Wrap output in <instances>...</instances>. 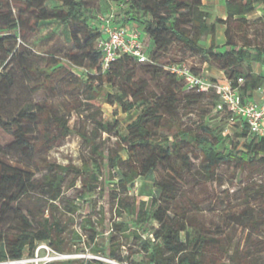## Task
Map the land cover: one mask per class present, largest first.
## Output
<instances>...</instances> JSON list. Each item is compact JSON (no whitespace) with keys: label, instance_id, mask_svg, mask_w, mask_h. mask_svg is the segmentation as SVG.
Wrapping results in <instances>:
<instances>
[{"label":"trees","instance_id":"obj_1","mask_svg":"<svg viewBox=\"0 0 264 264\" xmlns=\"http://www.w3.org/2000/svg\"><path fill=\"white\" fill-rule=\"evenodd\" d=\"M109 1L122 12L120 18L112 19L114 24L136 22L152 41L153 50H148L150 61L140 63L125 54L103 72L102 52L98 48L102 22L90 11L86 0H0V128L12 137L6 146L0 144V262L33 254L39 243L46 242L57 252L72 254L81 249L80 245H89L93 253L121 264H224L227 257L230 264H251L247 255L241 256L238 251L231 254L225 236L189 223L188 216L198 209V204L184 187L217 181V168L225 162H236L242 168H264V137L254 136L245 122H238L235 127L241 129L238 135L245 140L243 149H238L233 141L220 149L214 128L205 124L198 129L185 125L181 109L199 105L205 97L213 99L215 109L218 97L195 90L183 92L184 81L166 70L160 60L176 42L188 50L203 52L206 61L216 64L242 97L250 99L264 85V74L242 71L240 67L245 62L264 66V32H256L251 38L246 28L251 24L248 16L256 12L258 5L264 6V0H226L227 18L214 22H210L212 14L202 0ZM262 18L264 8L256 21ZM45 21H56L70 30L75 50L66 53V58L88 71L86 75H73L75 88L86 91L89 99L102 95L105 102L119 105L125 113L140 109L127 126L126 134L119 135L126 158L116 152L110 154L107 164L109 178L115 181V213L130 219L112 224L121 236L112 235L109 246L97 242L101 232L91 219L84 227L85 241L80 231L69 233L60 210L62 206L64 213L72 217L78 210L77 204H61L68 174L74 172L77 177L89 176L99 181L105 164L98 160L104 155L97 152V145L82 133L98 153L84 170L39 159L72 133L70 112L48 100L15 111L6 110L4 99L11 98L16 84L14 70H9L12 60L21 56L22 68L31 71L24 62V50H17L22 47L18 38L27 41V34L37 32ZM218 23L226 26L224 50L216 44ZM208 36L211 44L203 50L201 42ZM140 65L152 75L159 90L149 88L138 72ZM63 71H67L66 67L55 59L45 72L46 83H52ZM241 78L243 83L239 82ZM105 86L111 89L106 91ZM222 113L231 116L227 111ZM118 127L117 121L105 123L96 119L94 130L118 134ZM164 130L169 134H163ZM196 159H200L198 165ZM35 167L42 176H38ZM158 170L162 171L160 180L155 177ZM140 178L154 182L150 207L146 201L130 197V188ZM83 187L84 197L98 188L86 180ZM142 234L150 237L144 238ZM131 237L138 241L139 249L130 247L128 254H123L121 239ZM50 264L111 263L76 258Z\"/></svg>","mask_w":264,"mask_h":264},{"label":"rangeland","instance_id":"obj_2","mask_svg":"<svg viewBox=\"0 0 264 264\" xmlns=\"http://www.w3.org/2000/svg\"><path fill=\"white\" fill-rule=\"evenodd\" d=\"M86 4L98 19L106 17L112 21L114 18L121 17L120 8L109 0H86ZM205 8L207 10L206 6ZM263 8V5H258L256 12L248 16L251 24H248L246 28L249 30L251 38L255 36L256 32H264V18L256 21L263 15ZM210 12L212 14L210 22L216 21L219 18L217 14L220 13V10L217 8L216 15L215 11ZM128 20L130 19L128 18ZM222 25L218 23L217 27L222 29ZM99 26L102 28L101 24ZM27 39L23 42L22 37L18 38V44H21L22 47L17 50L18 52L24 50V62L31 68V71L22 68L23 58L21 56L12 60L9 70L11 68L14 70L16 84L12 89L11 98L4 99L7 105L6 110L15 111L32 103L48 100L55 106L70 112L69 123L72 133L60 146H56L39 159L45 158L52 163L71 166L72 170L74 168L84 170L85 165L91 163L98 153H95L93 146L83 139L82 133H86L97 145V152L101 151L104 155V158L98 157V160L105 164L99 181L95 182L89 176L86 179L83 176L77 177L74 172L68 174L65 200L61 204H77L78 210L73 215L74 217L64 213L65 209L62 206L60 210L63 224L69 233L78 230L84 234L83 240L85 241L87 236L84 227L88 225L87 220L91 219L101 232V235L96 239L97 242L109 246L112 235L121 236L116 229H112V224L114 222H130V219L127 216L118 217L115 213V181L109 178L107 164L110 154L116 152H121L126 158L121 147L123 141L119 135L126 134L127 126L136 119L140 109L136 107L125 113L119 105L105 102L102 95L89 99L86 91L82 92L74 87L73 75H86L88 71L85 68L76 67L66 58V53L75 50V45L72 42L70 30L64 25L56 21L42 22L37 32L27 34ZM142 40L147 49L152 51L153 43L149 37L144 36ZM208 41H211V36L204 37L202 40L201 48L203 50L209 48ZM221 41L223 40L219 39L217 34L216 44ZM221 49L224 50V46H221ZM55 59L61 60L67 71L60 72L49 84L45 81V72ZM206 60L207 57L203 52L188 50L176 42L162 56L160 64L168 66L172 63L183 62L193 68L196 73L209 79H227L224 71L216 64ZM240 69L264 74V66L257 62H245ZM138 72L147 80L151 90H159L158 83L153 80L151 74L146 72L144 65L139 66ZM110 89V86H105L106 91ZM183 92H188V89L183 88ZM180 115L183 116L182 122L185 125L195 129H198L202 124L214 128L217 131L220 149L228 145L230 141L237 144L238 149H243L245 140L239 138L238 135L241 129H237L235 124H231L228 114L216 112L212 98L205 97L201 104L181 109ZM96 119L105 123L117 121L119 124L118 134L94 130ZM162 132L165 135L169 134L167 130ZM11 140L12 137L0 128V144L6 146ZM13 162L15 163V161ZM199 163L200 159H196L195 164ZM35 168L38 176H42L41 171L37 167ZM155 177L160 180L162 171L158 170ZM217 177V181L184 187V191L191 195L198 204V209H193L188 216L189 223L194 226L207 227L216 234L225 236L230 242L231 254L238 251L241 256L247 255L251 264L253 262L264 263V168L262 166L242 168L236 162H225L217 168ZM84 180L88 184L98 186L86 197L82 196L83 191L86 190L83 187ZM153 194L154 182L151 180L140 178L130 188V197L146 201L147 207L151 205ZM153 225L157 226V223H153ZM134 229L133 226L132 230ZM139 232L141 234L142 230ZM142 236L146 238L150 237V234H142ZM121 242L123 254H128L130 247L135 251L139 249V243L133 237L122 238ZM80 248L78 252L73 253L77 256L76 258L102 257L93 253L89 245L82 244ZM139 256L136 257L140 258ZM102 258V261L106 263L114 261L106 257ZM114 262L111 264H121L117 261ZM230 262L229 257L224 260V264H230Z\"/></svg>","mask_w":264,"mask_h":264},{"label":"built area","instance_id":"obj_3","mask_svg":"<svg viewBox=\"0 0 264 264\" xmlns=\"http://www.w3.org/2000/svg\"><path fill=\"white\" fill-rule=\"evenodd\" d=\"M102 22V37L98 41V48L102 52V71L108 70L114 62L123 55L133 56L140 63L150 61L148 49L143 43L144 33L138 23L129 21L124 24H114L106 17L99 18ZM137 26H132L133 24ZM166 70L181 78L188 90L217 95L216 112L230 113L231 124L245 122L251 134L264 137V85L255 90L250 99H244L238 88L225 80H213L196 73L186 63L176 62L163 66ZM243 83V79L239 80ZM72 253H61L52 249L48 243L41 242L33 254L26 253L22 258L0 262V264H50L76 259ZM102 260V257L93 256ZM111 263H115L111 261Z\"/></svg>","mask_w":264,"mask_h":264},{"label":"crops","instance_id":"obj_4","mask_svg":"<svg viewBox=\"0 0 264 264\" xmlns=\"http://www.w3.org/2000/svg\"><path fill=\"white\" fill-rule=\"evenodd\" d=\"M203 4L207 7L208 11H215V15L217 14L216 10L218 8L220 10V13L217 14V16H219V18L222 19L227 18L226 0H203ZM132 26H137V24L134 23ZM222 26H223L222 29H219V26L217 27L218 37L219 39L223 40L221 42H218V45L220 46H223L226 42V37H225L226 26L225 25ZM209 43L211 44V41ZM253 97L256 98L257 94H253Z\"/></svg>","mask_w":264,"mask_h":264}]
</instances>
